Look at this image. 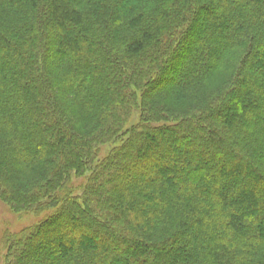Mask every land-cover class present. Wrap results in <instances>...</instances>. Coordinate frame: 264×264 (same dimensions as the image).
<instances>
[{
	"label": "trees",
	"instance_id": "1",
	"mask_svg": "<svg viewBox=\"0 0 264 264\" xmlns=\"http://www.w3.org/2000/svg\"><path fill=\"white\" fill-rule=\"evenodd\" d=\"M0 185L14 210L61 203L5 264H264V0H0ZM43 238L60 249L23 252Z\"/></svg>",
	"mask_w": 264,
	"mask_h": 264
},
{
	"label": "rangeland",
	"instance_id": "2",
	"mask_svg": "<svg viewBox=\"0 0 264 264\" xmlns=\"http://www.w3.org/2000/svg\"><path fill=\"white\" fill-rule=\"evenodd\" d=\"M202 15L199 19V22H197V24H196L195 30L193 32V37H192L193 38L192 47L190 48V50H188V53L186 56L195 55V50H197L196 41L198 38H201V36H202V31H201L202 28L201 27L204 26V24L211 22L209 20V18H207V17L205 18L206 15H203V16ZM232 55L230 56L231 58L229 59V60H231L230 64L234 61V57H235L234 55L233 56ZM187 61H188V59H187ZM233 72H234V70L232 68H230V65H227V67H222L213 75L212 79H210L205 84V87L208 90H211V91L214 90L215 91L216 87H218L221 84H223L224 82H226L227 78L231 74H233ZM183 108L184 107L182 105H178L174 109V111L179 112ZM237 108H239L238 105L236 106V108H234V112L237 111ZM140 111H141V107H139V108L136 107L132 111V114H131L130 118L128 119V122L126 125L127 128L133 127L135 125L137 126V124L139 123ZM156 125H159V123L158 124H152V126H156ZM163 134L164 133H162V132L155 133L154 136H152L150 138L149 143L144 144V145L142 144L141 154H143V152L147 151L149 149L150 145H154V146L157 145L158 141L156 140V136L158 137V136H161ZM125 135L126 136L123 138L122 141L117 140L115 142H112L111 144H104L103 146H101L99 157H98V162H101L102 160H104L111 153L112 150H115L116 148L122 146L124 143L126 145L127 151L132 150V153H133V151H135V150L130 146L131 144H129L128 139H127L129 137V134L125 133ZM137 138H135V141H137ZM169 161L174 163V158L170 157ZM117 162H118L117 158L112 159L111 166H114V164H116ZM143 174L138 175V176H134V177H137L138 179L147 177V176H144L145 174L144 175ZM86 176H88V171H86L81 176H75V177L71 178L72 179L71 184H72V186L75 187V190H74L75 194H79L80 191H78L77 188L86 182V180H87V178H85ZM130 176H132V174L130 172L124 173L125 179L130 178ZM2 184L5 187L7 186L11 190H21L22 189V191H30L29 190L30 187L28 186L29 180H27V178L23 175L21 177H18V178L14 177V176L9 177L8 179L3 180ZM47 200L48 199H45V201H47ZM52 203H53V201H52ZM52 203L47 201V207L42 208L38 212L29 210V209L18 210L19 209L18 207L16 208V210H14L11 202L6 201L5 199L1 198V196H0V264L6 263V260H4L6 253L3 250V240L5 239V237L17 235L22 230L29 228V227H32V226H35V225H38V224H41L47 219V217L53 216L56 213V211L60 208L61 203H57V204H52ZM68 239L70 240V242L71 241L78 242V241H80L81 238L77 235V233H74V234L72 233L71 235L68 236ZM23 247H25L24 251H23V252H25V254L38 253L39 255H42V256L44 255L41 252L43 249H46L49 247H54L55 250L60 249L58 244L51 245V242H49L46 239H44V240H42V239H39V240L31 239Z\"/></svg>",
	"mask_w": 264,
	"mask_h": 264
}]
</instances>
